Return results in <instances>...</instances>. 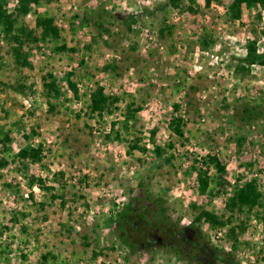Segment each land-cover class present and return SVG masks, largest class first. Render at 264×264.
<instances>
[{
	"label": "rangeland",
	"instance_id": "1",
	"mask_svg": "<svg viewBox=\"0 0 264 264\" xmlns=\"http://www.w3.org/2000/svg\"><path fill=\"white\" fill-rule=\"evenodd\" d=\"M7 1L13 11L18 0ZM234 1L41 3L25 24L53 17L62 38L25 47L31 68L17 67L3 40L0 264H221L170 235L203 211L227 222L201 223L205 243L239 264H264V66L240 64L250 42L264 54V10L233 21ZM205 36L215 43L203 51ZM64 44L74 51H58ZM98 86L118 100L112 113L90 112ZM253 180L259 204L229 210ZM129 206L152 221L162 238L154 248L122 244L116 221Z\"/></svg>",
	"mask_w": 264,
	"mask_h": 264
},
{
	"label": "trees",
	"instance_id": "2",
	"mask_svg": "<svg viewBox=\"0 0 264 264\" xmlns=\"http://www.w3.org/2000/svg\"><path fill=\"white\" fill-rule=\"evenodd\" d=\"M62 0H18L17 6L14 10L9 9V3L7 0H0V71L3 68L2 62V49L1 44L3 40L6 41L7 46L10 49V56L13 58L14 63L19 68H31L32 65L29 61V53L25 51V47L38 44L40 41H59L62 38V29H60L53 17L39 15L36 19V29H30L24 22V19L29 16L34 7L39 6L41 3L52 4L59 3ZM185 1H190L191 4H195L197 0H168L164 7H173L178 9L185 4ZM222 0H205V6L209 8L213 2H221ZM263 9L264 0H235L229 8V17L233 21H240L245 9ZM189 11H194L193 8H187ZM37 29L41 30V35L37 34ZM214 40L210 37H203L199 43V46L203 51L214 45ZM61 52L74 51L70 50L67 45H62L57 49ZM241 65L252 67L254 65L264 66V54H258L257 43L250 42L247 49V55L245 58L240 60ZM108 69V68H107ZM69 86L75 95H78V88L74 82H69ZM54 96H59V90L55 87V83L49 86ZM22 93V90L18 91ZM117 99L107 96L105 89L102 86H98L95 91L91 94V104L89 106L90 112L93 114L103 115L106 112L112 113ZM178 109V108H177ZM9 138L7 137L6 140ZM137 145L131 146V150L137 149ZM157 152H159L157 150ZM40 150H35L34 154H39ZM21 157L27 158L31 155L29 150H23L20 153ZM215 163L217 172L224 173L225 168L222 166L218 157L212 159ZM7 162L0 160V168L5 167ZM207 173L201 170L199 180L202 185V192H206V188L209 186ZM261 194L258 190L257 181L253 180L242 188H239L234 196L230 198L228 208L231 211H243L250 210L259 204ZM132 206L125 209L117 219V228L119 229V238L122 244L134 250L142 248H154L158 245L162 238L159 240L156 234L152 233L154 225L152 221L146 218L145 214L137 213ZM137 217L140 218L137 219ZM141 222V226L138 223ZM201 223H207L212 228H224L227 226V222L222 217L217 216L213 212L203 211L202 215L198 217L192 224L182 227L177 233L171 232L175 241L179 243L186 242L197 250L198 258L204 259L213 255L217 261L221 264H239L234 254H228L224 251L212 247L211 244L205 243L204 236L201 235L202 231L200 228ZM156 230H159L158 226ZM130 230H134L140 234V239L136 242H132ZM160 231V230H159ZM166 231V230H165ZM164 231V232H165ZM231 234H236L235 228L230 229ZM169 236V235H167ZM171 237V236H170ZM171 243H175V241ZM140 241V242H139ZM162 241V240H161Z\"/></svg>",
	"mask_w": 264,
	"mask_h": 264
}]
</instances>
